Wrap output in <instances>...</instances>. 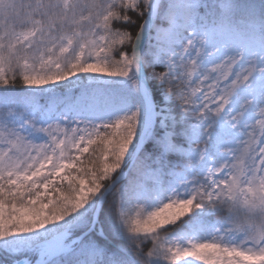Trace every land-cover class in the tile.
<instances>
[{
    "label": "snow or ice",
    "instance_id": "snow-or-ice-1",
    "mask_svg": "<svg viewBox=\"0 0 264 264\" xmlns=\"http://www.w3.org/2000/svg\"><path fill=\"white\" fill-rule=\"evenodd\" d=\"M0 264H264V0H0Z\"/></svg>",
    "mask_w": 264,
    "mask_h": 264
}]
</instances>
